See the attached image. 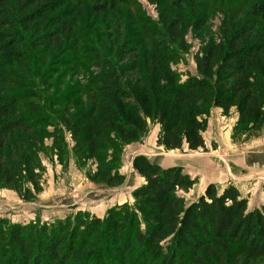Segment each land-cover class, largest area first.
<instances>
[{"label":"trees","instance_id":"obj_1","mask_svg":"<svg viewBox=\"0 0 264 264\" xmlns=\"http://www.w3.org/2000/svg\"><path fill=\"white\" fill-rule=\"evenodd\" d=\"M82 1L0 0V60L71 52L73 29L60 9ZM88 1L87 8L96 14L125 2ZM172 5L181 13L186 6L193 8V0H172ZM240 12L231 13L233 21L246 13L245 21L227 28L220 43L202 47L193 57L195 74H185L184 80L172 70L177 57L166 45L142 63L135 48H123L117 53L120 64L104 63L109 72L102 73L97 90L103 98L95 114H73L67 108L53 123L46 104L22 103L3 91L4 85L25 83V77L1 73L0 185L32 201L26 186L35 184V170L41 168L38 149L48 150L42 140L52 136L51 149L62 153L55 129H46L51 126L70 135L73 156L82 167L105 144L140 139L148 122L159 126L157 146L191 152L205 149L202 134L212 108L224 115L234 110L236 128L245 135L264 125V0ZM178 21L179 16L165 14L174 42L181 40ZM132 168L143 179L132 192V203L111 208L102 219L78 212L27 225L0 220V264H245L264 257V204L249 210L232 183L210 184L186 204L178 193L191 190L197 179L181 167H161L139 155ZM100 179L110 186L124 182L116 168L103 169Z\"/></svg>","mask_w":264,"mask_h":264},{"label":"rangeland","instance_id":"obj_2","mask_svg":"<svg viewBox=\"0 0 264 264\" xmlns=\"http://www.w3.org/2000/svg\"><path fill=\"white\" fill-rule=\"evenodd\" d=\"M258 3L259 0H193V8L186 6L180 13L173 8L172 0H125L113 11L96 14L87 8L89 1L74 2L71 7L60 9L69 15L73 29L71 52L67 49L44 56L32 52L21 59L14 58V54L2 58L0 74L26 78L25 83L4 85L3 91L22 103L46 104L53 123L54 117L67 108L73 114L78 110L95 114L103 98L97 90L101 87L102 73L109 72L104 63L111 67L120 64L117 53L123 48H135L142 63L158 46L166 45L177 57L172 70L183 75L180 79L184 80L185 74H195L194 55L202 47L220 43L225 30H231L247 16L243 13L233 21L231 13L246 12ZM168 13L174 19L179 16L180 41L174 42L169 36L164 23ZM30 92L35 96L28 95ZM57 102L60 107H53ZM236 121L234 110L224 115L221 109L212 108L202 134L205 149L195 152L187 147L165 151L157 146L159 126L148 122L140 139L115 147L105 144L98 157L88 158L82 167L76 164L70 135L57 126L48 127L50 133L55 129L54 138L62 146V153L51 149L52 136L42 140L48 150L38 149L41 168L35 170L38 174L35 184L28 182L26 186L32 201H25L17 191L0 185V220L27 225L63 219L78 212L102 219L111 208L132 203V192L143 182L132 168L134 157L140 153L164 167L180 164L194 169L190 171L197 173L193 177L196 184L188 192L178 193L186 204L199 198L207 182L231 181L236 185L245 181L236 186L252 210L264 200V171L260 170L264 167L259 165L264 164V125L245 135L238 132ZM114 168L124 177L119 186L107 185L100 179L103 169ZM245 264H264V257Z\"/></svg>","mask_w":264,"mask_h":264},{"label":"crops","instance_id":"obj_3","mask_svg":"<svg viewBox=\"0 0 264 264\" xmlns=\"http://www.w3.org/2000/svg\"><path fill=\"white\" fill-rule=\"evenodd\" d=\"M139 155H141V156H147L145 153H140V154H138L137 156H139ZM155 163V162H154ZM262 163V162H261ZM155 164H159L161 167H164L163 166V164H161L160 162H156ZM207 164V163H206ZM260 165V167H264V164H259ZM166 167H181L183 170H184V172L185 173H187L190 177H194V176H197L196 174L197 173H195L194 171L193 172H191L190 171V169H189V167L188 166H183V165H180V164H175V165H172V166H166ZM191 170H194V169H191ZM262 172L264 171V170H262V169H260ZM192 175V176H191ZM231 182V181H230ZM229 181H223L222 183H216V182H214V181H210V182H207V183H205L204 184V187L202 188V190L200 191V193L198 194V196L200 197L203 193H204V190H205V188L208 186V185H210V184H214V185H218V184H222V187L223 186H225V185H227V184H229L230 183ZM243 182H245V181H239V184H241V183H243ZM232 183V182H231ZM235 183V182H234ZM234 183H232L236 188H237V186L236 185H239L238 183H236V185L234 184ZM260 183V182H259ZM238 189V188H237ZM239 191V190H238ZM240 192V191H239ZM240 194H242V193H240ZM264 204V200H263V202H261V205H258V206H256V207H254V209H259L262 205ZM254 209H252V210H254Z\"/></svg>","mask_w":264,"mask_h":264}]
</instances>
